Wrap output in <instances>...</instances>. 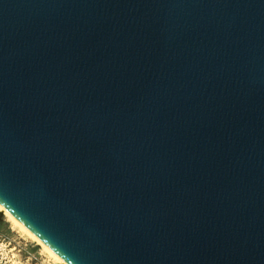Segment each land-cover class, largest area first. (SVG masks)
Segmentation results:
<instances>
[{
	"label": "water",
	"instance_id": "1",
	"mask_svg": "<svg viewBox=\"0 0 264 264\" xmlns=\"http://www.w3.org/2000/svg\"><path fill=\"white\" fill-rule=\"evenodd\" d=\"M0 204L67 264H264V0H0Z\"/></svg>",
	"mask_w": 264,
	"mask_h": 264
},
{
	"label": "rangeland",
	"instance_id": "2",
	"mask_svg": "<svg viewBox=\"0 0 264 264\" xmlns=\"http://www.w3.org/2000/svg\"><path fill=\"white\" fill-rule=\"evenodd\" d=\"M0 264H57L39 245L0 215Z\"/></svg>",
	"mask_w": 264,
	"mask_h": 264
},
{
	"label": "bare ground",
	"instance_id": "3",
	"mask_svg": "<svg viewBox=\"0 0 264 264\" xmlns=\"http://www.w3.org/2000/svg\"><path fill=\"white\" fill-rule=\"evenodd\" d=\"M0 212L11 223V225L18 229L23 234L27 235L32 241L41 247V249L47 253L57 264H67L60 256H58L53 250H51L42 240H40L35 234H33L22 222H20L15 216H13L6 208L0 204Z\"/></svg>",
	"mask_w": 264,
	"mask_h": 264
}]
</instances>
